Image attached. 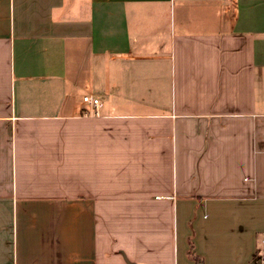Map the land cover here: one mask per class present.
<instances>
[{
	"label": "crops",
	"instance_id": "0c3cea01",
	"mask_svg": "<svg viewBox=\"0 0 264 264\" xmlns=\"http://www.w3.org/2000/svg\"><path fill=\"white\" fill-rule=\"evenodd\" d=\"M261 209L264 0H0V264H251Z\"/></svg>",
	"mask_w": 264,
	"mask_h": 264
},
{
	"label": "built area",
	"instance_id": "2783aa9c",
	"mask_svg": "<svg viewBox=\"0 0 264 264\" xmlns=\"http://www.w3.org/2000/svg\"><path fill=\"white\" fill-rule=\"evenodd\" d=\"M83 101L86 104H89L92 108H95V113H98L97 108L100 105L99 98L93 96L92 94H86L83 96ZM251 264H264V238L255 252Z\"/></svg>",
	"mask_w": 264,
	"mask_h": 264
},
{
	"label": "rangeland",
	"instance_id": "374dc122",
	"mask_svg": "<svg viewBox=\"0 0 264 264\" xmlns=\"http://www.w3.org/2000/svg\"><path fill=\"white\" fill-rule=\"evenodd\" d=\"M261 210H262V209H261ZM263 211H264V210H262L261 213H263ZM227 220L230 221V220H232V218H230V217L227 216ZM197 263L200 264V263H202V261H201V260H199V261L197 260Z\"/></svg>",
	"mask_w": 264,
	"mask_h": 264
}]
</instances>
